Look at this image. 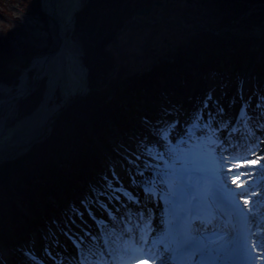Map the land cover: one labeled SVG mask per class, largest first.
I'll list each match as a JSON object with an SVG mask.
<instances>
[{"label":"trees","instance_id":"1","mask_svg":"<svg viewBox=\"0 0 264 264\" xmlns=\"http://www.w3.org/2000/svg\"><path fill=\"white\" fill-rule=\"evenodd\" d=\"M156 1L159 0H87L76 12L74 33L82 43L89 89L104 85L99 79L107 76V69L111 68L105 69L111 62L109 50L115 47L117 34L125 22L137 10ZM168 2L173 5L181 1ZM40 5L41 0L21 1V6L31 14L40 12ZM193 6L194 14L202 8ZM208 6L204 20L215 23L210 24L213 30L240 25L257 27L262 30L260 37L229 31L217 34L205 29L195 31L186 47L182 42L178 47H172L176 60H160L144 72L129 74L126 89L121 90L112 83L104 90H93L71 99L70 104L61 107V113L52 120V129L43 141L24 155L0 164V264L4 260L3 248L11 250V258L18 264H40L31 259L27 247L35 243L37 235L41 236L54 219L63 222L71 217L72 209H78L74 205L77 195L87 197L90 183L98 177L104 179L113 169V160L122 158L114 142L127 141L129 129L139 121L136 101L142 91L157 92L155 87L159 86L163 68L192 60L184 56L186 52L195 57L202 51L201 68L219 71L220 66L228 65L226 59L231 57L236 72H239L247 50L259 41L262 43V57L258 69L264 74V0H210ZM141 23H129L126 30L142 25L153 28L146 20ZM9 35L12 36L9 32L4 41L0 39V81L17 82L21 71L28 68L37 53L25 48L22 51L25 63L15 70L12 66L19 62L13 55ZM216 48L226 53L222 59L224 63L215 55ZM30 75L33 76L34 72L31 71ZM44 84L43 81L32 95L20 102V115L24 112L27 115L37 107ZM111 87L115 97L109 94Z\"/></svg>","mask_w":264,"mask_h":264},{"label":"rangeland","instance_id":"2","mask_svg":"<svg viewBox=\"0 0 264 264\" xmlns=\"http://www.w3.org/2000/svg\"><path fill=\"white\" fill-rule=\"evenodd\" d=\"M21 1L22 0H2L3 3L0 4V39L4 41L6 39L5 35H7L9 32L12 34V36L9 35V42L12 45L13 55L19 62V64H13L12 67L15 70L18 69V65L25 63V59L22 54V51L25 48L33 49V51L36 52L38 56L46 55L51 52L55 38L58 35V25L47 13L42 10L41 5L40 12L31 14L21 6ZM86 1L87 0H62L61 7L58 8L63 20L68 25L69 38L73 42V45L77 48L76 54L79 56L82 67L84 68V72L78 70L80 66H77V61L71 58L72 66L69 69V80L66 84L67 86L65 90L60 89L57 92L58 95L55 97V102L60 105V108L65 104V102L73 99L77 95H83L89 91L88 70L84 66L82 60V43L80 42L78 36L74 33L75 14L79 11V9H81ZM162 1H164L165 5L169 6L168 1ZM180 1L181 2L177 4L170 5L167 15L169 17H183L185 20L184 22L181 20H174L172 18L162 19L161 21L155 23L153 28H147L142 25L141 27H134L130 30L125 29L118 35L117 40L121 44L122 51L121 53L118 51L116 43L114 44L116 48L114 47L109 50L111 62L109 63L110 66H108V64L105 69L109 67L111 68L107 69V76L104 75L100 77V84L104 82L105 84H108L107 87H110L112 83H116L121 90L126 89L129 82L127 79L129 74L144 72L157 65L160 60H176V55L170 52L171 47H178L179 42H187L195 31L199 32L202 30V24L209 25L210 27V24L215 25V23H208L204 20L206 18L205 14L208 13L207 9L209 8L208 4L210 0H194L195 2L190 4H188L186 0ZM216 2L217 1H215V3ZM69 5L74 6V13L72 18L66 21L64 17L70 8ZM187 5L190 7H187ZM193 5L202 7H200L201 9H197L198 11L200 10L197 14H194V11L192 10V8L195 7ZM155 11L157 12L156 14H158V12L162 10L156 8ZM161 17L155 16V18H148L152 20H158ZM158 23L159 27H156V24ZM204 29L205 31L208 30L206 27H204ZM231 32H237L244 35L248 34L251 36L256 35L257 37H260L262 30L257 27L249 28L248 26L240 25L236 27L235 31ZM166 40L168 43H166ZM183 45L186 47V44ZM186 50L189 49L187 48ZM227 50L231 51L228 48ZM191 54L190 52H186L184 53V56L186 58H191L192 60L176 63L171 67H165V69L163 68L162 79H160L159 86L156 88L157 96L152 92H141L139 96L140 99L136 101V109L139 112V121H136L128 131L127 137L131 139V141L129 140L130 143H126L125 141L116 142V147L122 153L124 158H116L113 160V172H115V175H113V173H109L107 176L108 180L113 184V189H122L121 192L115 193V196H120L121 199L118 201L116 199H112L109 205L114 213L115 209L119 207V209H123L122 213L124 215L125 209L130 208L125 207V205L129 206V201L123 196L124 189L132 192L134 196L139 198L141 202L140 205L131 206V209L133 208L136 212V215H138V208L143 207L146 203V196L144 194L145 192L143 191L145 185H147L148 188L149 186L150 188H154L153 190L155 192H152L157 196H160V189L156 185H150L149 183L173 181L174 183L182 186V184L185 181L187 182L191 176L199 178L212 176V171L216 167L214 160L199 154V151L197 152L195 150L196 144L200 143L201 141H196L194 139L192 143H187V136L184 137L185 143L170 145L169 147L171 151H169V148H165L164 151L168 152V155L164 156L163 162H161L160 157L162 153L156 144L157 138L153 134L154 130L161 127H166L168 128L167 135H172L177 128L176 124L174 123L177 119L181 121L180 127H185V121H190L188 126H190L192 123H197L194 119V115L196 114L197 110L201 109L202 101L205 100L204 92L206 91H209V93L212 94V99L208 101L209 108L212 107V101H215L220 107H222V105L225 103V100L227 101L229 97L234 99V97H232L233 94L241 96L244 79L247 75H249V73H251V68L253 65H255L256 68L259 67L261 63L262 43L258 41L256 45L247 50V57L243 60L244 68L242 72H240L241 75L239 77H236L235 74L233 75L236 64H232L231 57L226 59L229 65L225 66V68L222 66L221 68L223 69H221L219 72L212 73L209 71L206 73L205 70H199L201 63L203 62V53L200 51L195 57H193ZM225 54L226 53L220 49L216 50V56L218 58H222ZM224 62L225 61L223 60V63ZM256 69L254 70L252 77H250V86L252 83V86L256 88V91L259 90L258 92L262 93L260 87L263 86L264 88V75L262 72H260L261 70ZM111 73L113 74L110 77ZM224 78H226L227 82L221 81V79ZM43 81L44 79L37 81V84L35 83L36 85L33 86V91L29 92L27 96L32 95V93L42 85ZM107 81L109 82L107 83ZM192 82H199L202 86V89L196 95V103L193 108L195 114L189 116L188 112L191 110V108L188 107V104L190 103L191 96L193 95V93L189 91V85ZM6 83H8L10 86L18 87L19 79L17 82L6 81ZM109 94L113 97L116 96L114 88H110ZM186 94L188 95L186 96ZM42 95L43 94H41V98ZM262 97H264V93H262ZM59 99L62 101L58 102ZM161 99L165 100V104L160 102ZM164 106H167V109H169L170 112L177 114L175 119L172 120L171 117H164L162 112V114L158 116L159 122L161 123V121H169L172 123L156 124L157 122H152L150 115H155L158 109L164 108ZM14 116H16V118L14 117L15 120H12L10 117V119L7 121L8 128L10 129L15 127L16 122L25 116V112L23 115H20L19 110L15 108ZM2 117L3 114L0 115V120ZM51 123L52 121L48 126L47 134L50 133L52 129ZM164 135L165 134L162 133L161 137L163 138ZM12 136L13 131L8 132L6 137L0 139V144L8 141ZM133 153H135V155H133ZM137 156L140 157L139 160H136ZM129 160H136L140 170L144 173L143 176L137 175L136 167L130 164ZM145 165H148L149 167L145 168ZM198 171H203V175H201ZM133 179L137 181L136 185H133ZM261 179L262 177L258 178V181ZM182 180L184 181L183 183ZM263 184L264 181H260V185ZM90 187V197L93 196V188L108 193V195L98 197V199L102 202L107 203L109 196L113 195V192L106 188V182L102 181L101 178L93 180L90 184ZM168 196L173 197V195ZM83 199V196L78 194L74 202V205H76L77 208L79 207L81 212L85 213L83 219H81L79 216L74 217L75 224L68 220L66 222L67 227L61 224H52L51 228L45 230L41 236H37L34 244L29 245L28 251L41 259L43 264H56V261L52 260L51 257L45 254L44 249L46 247L53 253V255H56L57 253L60 254L57 259L60 257L71 258L77 255L74 241L81 242L82 233L90 232L93 235L98 236L96 231L92 230L91 222L89 223V226L86 227L85 219H89V215L85 207L81 204V200ZM90 207L93 212H98V210L99 212L104 211L103 209L99 208L95 200H93ZM148 207L151 208L150 205H148ZM255 213L257 220L261 221L264 219V214L261 215V213H263L262 209H257ZM149 216L148 220H145L142 223H148L149 221L152 222L153 220L149 219ZM139 218L141 217L139 216ZM77 225H79V227H77ZM81 225H84V228H81ZM65 232H67L68 235H65ZM77 234L80 235V240L77 238ZM122 235L123 232L118 231L116 238ZM69 237H71V239ZM106 238L110 239L111 241L118 242L116 241V238ZM151 238L152 240L157 241L156 237L152 234ZM100 241L101 240L99 239L92 240L91 237H88L82 241V248L85 250L86 254H88V250H91L90 254H88V260L91 261L100 259L98 255L92 253L93 247L98 249V247L101 246ZM85 245L88 247H85ZM156 245L158 244L155 243L153 247L156 248ZM118 247L124 249L122 246ZM132 247L133 246H131L130 249ZM10 253V249L3 248V258L5 261L4 264H17L15 260L10 257ZM136 254L140 255L139 253H131V255Z\"/></svg>","mask_w":264,"mask_h":264},{"label":"bare ground","instance_id":"3","mask_svg":"<svg viewBox=\"0 0 264 264\" xmlns=\"http://www.w3.org/2000/svg\"><path fill=\"white\" fill-rule=\"evenodd\" d=\"M61 2L62 0H43L45 13H47L58 25V35L55 38L51 52L43 56L35 57L32 65V69L36 73V81L46 79V87L38 107L32 113H29L21 118L16 126L12 128L13 130L8 128L5 125V122L7 123L10 115L12 117L14 116V107L17 103L16 97L18 96V98H20L24 92L29 91L31 82L30 75L27 72L20 77L21 79L16 91L9 90V88L6 87H0V100L3 98L5 99L2 103H0V111L4 110L6 112L3 121L0 122V139L6 137L8 132L13 131V136L5 143L0 144V159L9 158L13 155L24 152L29 145L33 144L43 136L50 119L59 110L58 104L55 102V97L60 89L65 90L67 86L66 84L69 80V69L72 66L71 58L77 61V66H80L78 70L84 72L80 58L76 54L77 48L73 45V42L69 38L68 25L63 20L58 9L61 7ZM69 7L70 8L64 17L66 21L70 20L74 13V6L69 5ZM54 9L58 15L57 21L54 19L56 15L54 13ZM201 89L202 86L199 82H196L190 88L193 95L190 103L188 104V107L191 108L188 112L189 116L195 114L193 108L196 103V95L201 91ZM228 107V102H225L222 105L224 110L223 113L227 111L226 109ZM217 135H219V133H217ZM209 147H211V145L207 141H203L196 145V149L199 153L204 154V156L208 155L209 158H212L207 151ZM255 159V156H253L252 160L255 161ZM252 171H256V169L253 168ZM228 175L230 177L231 173L229 172ZM260 177H262V179L258 181V178ZM249 179H251V177H249ZM260 181H264V170H260V175L256 176L254 186H256V184H260ZM154 184L161 190L164 196L172 192L175 194L173 199L168 198L167 196L166 204H163V206L159 208H169V212L167 211V220L164 222L160 221V223L158 221L154 225L156 230H161L165 233L167 232L165 237L158 240L159 243L161 241L162 243L166 241L170 243L168 240L170 238V241H174L172 243V246L174 247L179 243L181 238L189 237L204 253L202 256L195 259V264H250L241 252L234 250L235 245L230 243V241L243 234L246 225L244 218L239 213L242 211L246 214L248 208V206L242 204V201L237 199L236 203L241 204V208L238 210L232 202L230 190H222L219 185L215 183L212 176H206L204 178L191 176V178L187 180V183H184V186L174 184L173 182H168L167 185L163 184V182H154ZM261 187H264V184L261 185ZM231 189L237 192L239 191L236 184H232ZM160 198L161 195L159 196V199ZM252 199L255 201L254 211L256 212L257 209H262L263 213H261V215H263L264 197H253ZM183 208L192 209L198 212V214L201 213L200 211H204V209H210L217 212L222 219L221 221H216L217 227L213 229V232H219L215 235H223L218 238H198V235H193V237L189 236L190 233H193L191 230L193 228V223L191 224L190 220L180 214V211ZM161 212L159 213V216H161ZM171 216L174 218L173 220L171 219ZM203 218L207 219V216L205 215ZM257 221L264 223V219ZM165 225H167V228H165ZM168 229L169 231H167ZM213 232L211 231V234ZM108 235L111 238H115V235L112 232H108ZM215 239L218 240L215 241ZM116 241H118V243H112L111 245V250H113L115 256L113 264H135V260L132 258L133 255H130L131 253L127 251L130 248L118 251V244L123 245V247L126 248L127 246L134 245V241L133 244H130V242L126 239H119ZM172 246L169 245L167 247L172 249ZM160 247L161 246L156 248ZM96 251L97 249H92V253L96 254ZM237 252L240 253L239 257H236ZM136 257L139 256L136 255ZM189 258L191 257L188 252L184 260ZM184 260L182 262H177V264H184ZM259 263L262 262H252V264ZM65 264H76V260L65 259Z\"/></svg>","mask_w":264,"mask_h":264},{"label":"snow or ice","instance_id":"4","mask_svg":"<svg viewBox=\"0 0 264 264\" xmlns=\"http://www.w3.org/2000/svg\"><path fill=\"white\" fill-rule=\"evenodd\" d=\"M209 100H211L210 95L202 101L201 109L196 111L194 119L197 123H192L188 126L190 121H185V127H180L181 121L177 119L174 122L177 128L172 135H167L168 128L166 127L154 130L153 134L157 138L156 144L162 153L160 157L161 162H163L164 156L168 155V152H165L164 149L169 148V151H171L170 145L185 143V136L188 137L187 143H192L194 139L196 141H207L211 145L207 151L216 165L212 171L213 180L222 190L231 191L232 202L238 210L241 208V204L236 203L237 199L242 201L243 205L248 206L246 214L242 211L239 213L245 220V230L242 235L230 241V243L235 245L234 250L241 252L250 264L254 261H259L264 264V223L257 221L256 213L254 212L255 201L252 199L253 197H264V187H261L260 184L254 186L256 176L260 175V170H264V162H261L264 161V103H260L261 100H264V97L258 98L255 109H261V111H257L254 115L246 113L245 109L247 108V104L245 101L241 100V107L235 118L224 117L223 108L215 101H212V107L209 108ZM229 103H231V101H229ZM232 119H247L258 131H250L245 136L236 137L233 135L236 132V127L234 124L230 123ZM170 123L172 122L161 121V124ZM162 133L165 134L163 138L161 137ZM217 133H219V135H217ZM133 155H135V153H133ZM253 156L256 158L255 161L252 160ZM139 159L140 157L137 156L136 160ZM136 160H129V163L136 167L137 175L143 176L144 173L140 170ZM147 167L149 166L145 165V168ZM253 168H255L256 171H252ZM229 172L231 173L230 177L228 175ZM113 175H115V172H113ZM249 177H251V179H249ZM104 179L106 181V188L113 192V195L109 196L107 203L100 201L98 197L108 195V193L99 191L95 188L92 189L93 196L85 197L81 200V204L87 210L88 215L97 222L98 226L105 221L99 220L93 215V211L90 207L93 200H95L100 209L104 210L110 220L115 221L117 218L115 213H118L120 210L119 207H117L114 213L109 205L112 199H116L117 201L121 199L120 196H115V193L121 192L122 189H113L112 182L109 181L107 177ZM132 183L136 185L137 181L133 179ZM232 184L238 186V192L231 189ZM143 191L145 192L147 202L143 207L138 208L137 214L141 217V220L137 222V227L135 229H130V231L126 233V238L134 239V246L127 251L140 254L139 257H132L135 260V264H168L169 253L175 251V249H170L167 246L154 248L153 245L156 241L152 240L151 233H154L156 229L151 221L142 223L148 220V216L151 214V208L148 207V204L154 199H159V196L155 193H149L147 185L144 186ZM123 196L130 203H135L138 206L141 203L138 197L134 196L132 192L126 189L123 190ZM72 211L81 219L84 218L85 213L81 212L79 209L74 207ZM128 211L130 212V209ZM121 219H124V217H121ZM127 220L129 222L131 221V215L127 216ZM72 223L75 224V220H72ZM77 227H79V225H77ZM165 228H167V225H165ZM195 231H200V228L197 227ZM64 234L68 235L67 232ZM88 237H91L92 240L99 239L102 241L101 247L98 248L95 254L100 257L99 260H96V264H113L114 253L113 250H111L112 241L105 236L98 237L90 232L82 233L81 242L74 241L77 253L75 257H60L57 259L60 254L57 253L53 255L47 247L44 249L45 254L56 261V264H65V259H75L76 264H90L88 254H90L91 250H88V254H86L85 250L82 248V241ZM69 238L71 239V237ZM178 247L182 251H188L193 261L204 254L189 237L181 238ZM29 255L32 260L37 259L35 255Z\"/></svg>","mask_w":264,"mask_h":264},{"label":"water","instance_id":"5","mask_svg":"<svg viewBox=\"0 0 264 264\" xmlns=\"http://www.w3.org/2000/svg\"><path fill=\"white\" fill-rule=\"evenodd\" d=\"M186 1H187V3H192L194 0H186ZM156 8H159V9L162 10V11L165 10V9H166V5H165L164 1L159 0V1H156L153 5H147V6L142 7L141 9L137 10V11L134 13V15L132 16V18H131L129 21L125 22L123 28L121 29V32L124 31V30L126 29V26L128 25V23H131V22H134V21L139 22V21H141V18H147V17H149V16L155 11ZM42 10L44 11L43 0H42ZM54 11H55L54 13L56 14V10H55V9H54ZM57 18H58V15L56 14L54 19L57 21ZM168 18H172V19H174V20H181L182 22L185 21L183 17H176V16H174V17H169L167 14H164L160 19L155 20V21H154V20H149L148 22L154 24V23H157V22L161 21L162 19H168ZM205 27H207V29L211 30L208 26H205ZM227 29H229V27H228ZM166 43H168L167 40H166ZM116 45H117L118 51L121 53L122 50H121V45H120V43L117 42ZM30 69H32V65L29 67L28 70H30ZM28 70H27V71H28ZM113 72H114V71H113ZM112 74H113V73L110 74V77L112 76ZM35 82H36V79H35V77H34V78H33V84H34ZM108 82H109V81H108ZM27 95H28V93H27V92H24V93L21 95L22 97L20 96V98H18V96H17V97H16V102L18 103V101H20V99L26 97ZM68 104H69V101L65 102L64 106H67ZM58 113H59V112H58ZM58 113L55 114V115L50 119V121H51L55 116H57ZM49 123H50V122H49ZM49 123H48V126H49ZM48 126H47V128H46V131L48 130ZM46 131H45V133L43 134V136H42L39 140H37V141L34 142L33 144L29 145V146L25 149L24 152L28 151V150H29V149H30L35 143L42 141V140L45 138ZM24 152H21V153H19V154L13 155V156H11V157H9V158H3V159L0 160V163L6 162V161H8V160H13V159L19 157L20 155H22Z\"/></svg>","mask_w":264,"mask_h":264},{"label":"flooded vegetation","instance_id":"6","mask_svg":"<svg viewBox=\"0 0 264 264\" xmlns=\"http://www.w3.org/2000/svg\"><path fill=\"white\" fill-rule=\"evenodd\" d=\"M169 8H170V6H168V8H166L165 11H159L158 14H156V15L154 14V16H159V17H161L163 14H167L168 11H169Z\"/></svg>","mask_w":264,"mask_h":264},{"label":"built area","instance_id":"7","mask_svg":"<svg viewBox=\"0 0 264 264\" xmlns=\"http://www.w3.org/2000/svg\"><path fill=\"white\" fill-rule=\"evenodd\" d=\"M1 87V86H0ZM2 87H4V86H2ZM1 95V94H0Z\"/></svg>","mask_w":264,"mask_h":264}]
</instances>
